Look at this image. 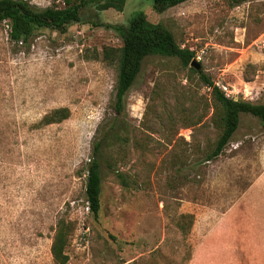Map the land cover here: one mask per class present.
Wrapping results in <instances>:
<instances>
[{"label": "rangeland", "instance_id": "374dc122", "mask_svg": "<svg viewBox=\"0 0 264 264\" xmlns=\"http://www.w3.org/2000/svg\"><path fill=\"white\" fill-rule=\"evenodd\" d=\"M139 11L195 52L200 73L221 91L264 104V0H188L162 13L153 0L93 6L91 23L42 29L17 44L9 23H0V264H56L51 248L62 218L73 226L67 264H264L260 121L242 114L223 154L207 161L223 131L221 110L190 66L159 56L144 62L126 117L115 113L123 41L107 25H127ZM105 50L115 57L106 60ZM61 108L68 119L41 125ZM114 122L127 140L116 147L115 169L130 186L102 160L95 219L86 168ZM183 215L193 217L188 234L177 227Z\"/></svg>", "mask_w": 264, "mask_h": 264}, {"label": "trees", "instance_id": "16d2710c", "mask_svg": "<svg viewBox=\"0 0 264 264\" xmlns=\"http://www.w3.org/2000/svg\"><path fill=\"white\" fill-rule=\"evenodd\" d=\"M128 0H64L65 7H48L39 9L28 0H0V23L8 22L10 27V41L13 43L28 42L36 31L49 29L60 33L67 32L74 24H89L88 9L95 7L98 11L108 9H124ZM188 0H153V8L162 13L169 8L179 6ZM120 34L123 45L118 58V74L114 110L117 116L126 117V96L134 86L142 72L144 62L150 57L176 58L183 67H191L195 52L182 48L173 33L161 23H151L142 11L136 12L128 24L107 25ZM104 57L110 60L115 57L114 51L105 50ZM200 75L202 82L211 89L216 107L220 108L223 131L215 148L207 156V161L220 157L234 134L239 128L242 114L257 118L264 128V104L252 103L245 100L227 98L223 91L216 86L209 77ZM70 116L67 108L52 111L45 116L41 125L48 126L60 123ZM122 126L112 123L110 130L103 132L99 140L94 143L91 160L86 168V199L88 209L95 219L99 218L102 202V165L108 159V167L116 175L124 187L130 186L128 178L119 173L116 167V147L126 144L127 140L119 138ZM125 141V142H124ZM119 143V144H118ZM193 222L191 215H183L177 221V227L188 234ZM73 232L70 221L62 218L57 223V230L53 240L51 253L56 264H67L69 258L65 249L68 239Z\"/></svg>", "mask_w": 264, "mask_h": 264}, {"label": "water", "instance_id": "95a60500", "mask_svg": "<svg viewBox=\"0 0 264 264\" xmlns=\"http://www.w3.org/2000/svg\"><path fill=\"white\" fill-rule=\"evenodd\" d=\"M191 67L197 71H200V68H201L200 64L198 63V61L196 59H193Z\"/></svg>", "mask_w": 264, "mask_h": 264}, {"label": "built area", "instance_id": "2783aa9c", "mask_svg": "<svg viewBox=\"0 0 264 264\" xmlns=\"http://www.w3.org/2000/svg\"><path fill=\"white\" fill-rule=\"evenodd\" d=\"M224 91H225V96L227 97V98H230V99H233V98H231V96H230V94L227 92V89L226 88H224ZM233 100H236V99H233Z\"/></svg>", "mask_w": 264, "mask_h": 264}]
</instances>
